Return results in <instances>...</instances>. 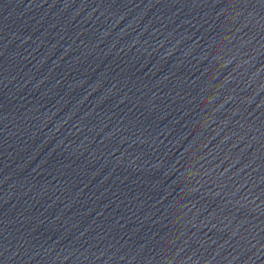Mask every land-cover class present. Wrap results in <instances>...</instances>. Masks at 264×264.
<instances>
[{
    "label": "water",
    "instance_id": "95a60500",
    "mask_svg": "<svg viewBox=\"0 0 264 264\" xmlns=\"http://www.w3.org/2000/svg\"><path fill=\"white\" fill-rule=\"evenodd\" d=\"M118 264H264V0H13Z\"/></svg>",
    "mask_w": 264,
    "mask_h": 264
}]
</instances>
